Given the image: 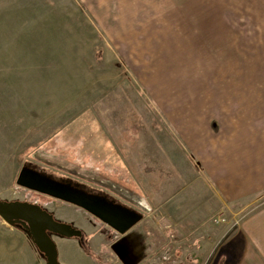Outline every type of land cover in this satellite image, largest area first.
I'll use <instances>...</instances> for the list:
<instances>
[{
  "label": "rangeland",
  "instance_id": "obj_1",
  "mask_svg": "<svg viewBox=\"0 0 264 264\" xmlns=\"http://www.w3.org/2000/svg\"><path fill=\"white\" fill-rule=\"evenodd\" d=\"M23 169L141 217L119 233ZM0 199L105 264H225L264 208V0H0Z\"/></svg>",
  "mask_w": 264,
  "mask_h": 264
},
{
  "label": "water",
  "instance_id": "obj_2",
  "mask_svg": "<svg viewBox=\"0 0 264 264\" xmlns=\"http://www.w3.org/2000/svg\"><path fill=\"white\" fill-rule=\"evenodd\" d=\"M18 183L31 189L71 202L98 216L119 233H125L139 219L134 211L129 215L126 208H119L93 197L57 184L44 178L41 173L23 169ZM0 217L12 225L25 229L33 243L44 254L47 264H62L58 258L54 234L79 238L85 244V232L82 228L55 218L54 214L42 205L30 201L0 199Z\"/></svg>",
  "mask_w": 264,
  "mask_h": 264
},
{
  "label": "crops",
  "instance_id": "obj_3",
  "mask_svg": "<svg viewBox=\"0 0 264 264\" xmlns=\"http://www.w3.org/2000/svg\"><path fill=\"white\" fill-rule=\"evenodd\" d=\"M235 186L239 187L237 183ZM90 233L94 235L97 230L91 229ZM54 240L62 264H105L100 256L103 250L96 241L90 239L89 244H82L78 238L60 235H54ZM229 243L228 249L222 251L225 264H264V208L240 223L229 234ZM0 264H47V261L25 229L0 221Z\"/></svg>",
  "mask_w": 264,
  "mask_h": 264
},
{
  "label": "flooded vegetation",
  "instance_id": "obj_4",
  "mask_svg": "<svg viewBox=\"0 0 264 264\" xmlns=\"http://www.w3.org/2000/svg\"><path fill=\"white\" fill-rule=\"evenodd\" d=\"M28 169H30V168H28ZM85 193H87V194H89V195H92L93 197H95V198L98 199V200L105 201V202L108 203V204L115 205L116 207H119V208H120V207H121V208H124L122 204H119V203L115 202L114 200L108 198V196H106V195H104V194H102V193H100V192H97V191H90V192H88V191H86ZM49 211H50V210H49ZM124 211H126V213L130 215V213H129L127 210H124ZM50 212H52V213L54 214V216H55L56 219H58V220H60V221H67V222H70V223L76 225L74 221L65 220V219H63V218L58 217L57 214H56V212H54L53 210H51ZM91 214H92V213H91ZM92 215H94V214H92ZM94 216L102 221V219L99 218L98 216H96V215H94ZM76 226H78V225H76ZM91 226H93V225L91 224ZM78 227H80V226H78ZM54 235H57V234H54ZM78 239H79V238H78ZM87 239H88V235H87V233H85V242H87ZM80 242H81V241H80Z\"/></svg>",
  "mask_w": 264,
  "mask_h": 264
}]
</instances>
